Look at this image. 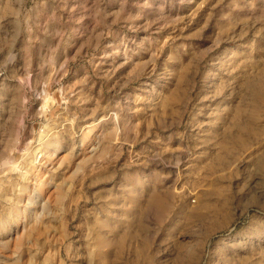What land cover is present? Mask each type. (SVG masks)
<instances>
[{
  "label": "rangeland",
  "instance_id": "1",
  "mask_svg": "<svg viewBox=\"0 0 264 264\" xmlns=\"http://www.w3.org/2000/svg\"><path fill=\"white\" fill-rule=\"evenodd\" d=\"M0 264H264V0H0Z\"/></svg>",
  "mask_w": 264,
  "mask_h": 264
},
{
  "label": "bare ground",
  "instance_id": "2",
  "mask_svg": "<svg viewBox=\"0 0 264 264\" xmlns=\"http://www.w3.org/2000/svg\"><path fill=\"white\" fill-rule=\"evenodd\" d=\"M15 165H17V164H14V165L12 164L13 167H14ZM15 167H16V166H15Z\"/></svg>",
  "mask_w": 264,
  "mask_h": 264
}]
</instances>
